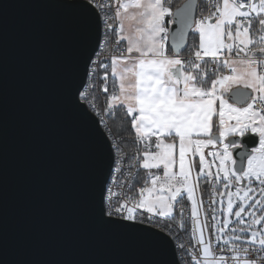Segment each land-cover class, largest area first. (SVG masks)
Wrapping results in <instances>:
<instances>
[{
	"label": "snow or ice",
	"instance_id": "snow-or-ice-1",
	"mask_svg": "<svg viewBox=\"0 0 264 264\" xmlns=\"http://www.w3.org/2000/svg\"><path fill=\"white\" fill-rule=\"evenodd\" d=\"M197 5L186 0L173 11L170 0H109L96 11L90 0H64L72 12L94 15L99 40L114 47L109 63L99 60V44L85 48V77L103 69L102 91L109 94L111 75L105 112L122 108L138 142L125 163L123 138L104 144L107 134L96 128L105 155L111 150L96 219L160 247L170 244L173 259L151 264H264V0H213L200 18ZM190 32L192 46L182 55ZM83 95L82 107L72 92L74 108L98 125L101 113ZM247 134L258 135V146L240 152L238 161L234 151L245 147ZM141 168L137 180L133 173ZM201 184L211 188L206 207ZM186 202L187 244L180 240Z\"/></svg>",
	"mask_w": 264,
	"mask_h": 264
},
{
	"label": "water",
	"instance_id": "water-1",
	"mask_svg": "<svg viewBox=\"0 0 264 264\" xmlns=\"http://www.w3.org/2000/svg\"><path fill=\"white\" fill-rule=\"evenodd\" d=\"M0 5L6 6L0 13V264L171 261L170 244L160 247L96 219V192L111 150L105 155L96 135L101 124L86 122L72 103L74 92L84 106V50L100 44L94 15L72 12L64 0ZM258 140L247 134L234 158Z\"/></svg>",
	"mask_w": 264,
	"mask_h": 264
},
{
	"label": "built area",
	"instance_id": "built-area-1",
	"mask_svg": "<svg viewBox=\"0 0 264 264\" xmlns=\"http://www.w3.org/2000/svg\"><path fill=\"white\" fill-rule=\"evenodd\" d=\"M90 2L93 4V6L95 7V9L97 11H101L99 8H97V4H106L109 3V0H90ZM213 0H198V5H197V10H196V18H200L201 15H206L208 10L210 9V5L212 4ZM103 12H101V17H103ZM115 49L114 47L111 45L110 41H108L107 39L105 40H100V44H99V48L97 50V52L100 54L99 55V60L104 61L105 63H109L108 60V54L109 53H114ZM182 55H185L182 53ZM93 68H95V62H93L92 65ZM99 72L103 73V69H100ZM100 76H97L95 73H93V75L88 76L87 77V84L89 85V87L84 88V90L82 91L81 94L87 93V95L90 98V101L92 103L95 104V102L92 101V96H91V92L93 91V88L96 86L97 82L100 79ZM84 96V95H83ZM84 101V99H82ZM85 102V101H84ZM97 108V107H96ZM98 109V108H97ZM101 116L98 117V119L101 120V126L103 127V129L105 130L107 136L109 137V139L111 140V142L113 144H120V139L114 135V133L112 132L111 128H110V123H109V119L106 115H104L102 112ZM138 143V142H137ZM121 147V144H120ZM136 148H133L132 150L128 151V150H124L121 147V152L124 154V160L125 163H127L128 159L134 155V153L136 152ZM121 152H117L116 156L120 157ZM136 178L138 177L139 172H136L134 170L133 173ZM120 182V177L119 174H117L116 177V183L119 184ZM139 187V184L137 185V188ZM115 190V189H114ZM211 191L210 186L207 185L206 189H202L200 188V186L197 189V192L199 195H202L205 198V207L207 205V198H208V193ZM185 211H184V216H185V230L184 232L180 235V240L184 241L187 244V241L189 239V235H190V230H191V221L189 219L190 217V202H186L185 203ZM175 214V213H174ZM184 259H186V257H184Z\"/></svg>",
	"mask_w": 264,
	"mask_h": 264
},
{
	"label": "trees",
	"instance_id": "trees-1",
	"mask_svg": "<svg viewBox=\"0 0 264 264\" xmlns=\"http://www.w3.org/2000/svg\"><path fill=\"white\" fill-rule=\"evenodd\" d=\"M185 0H170V6L172 7L173 11L176 9L177 6H180ZM189 43L187 48L184 50L188 51V49L192 46L193 41V35L190 34L189 37ZM170 46V45H169ZM103 75V73H102ZM102 75L97 82L96 86L93 88V91L91 92V96L96 99V105H98V108H100L101 111L105 112L106 106H107V96L110 94L111 90V81L112 79L109 78V94H106L102 91L103 85L101 84ZM81 98L84 99L83 94H81ZM106 115L109 118L110 127L112 129V132L114 135H116L120 141L123 138L124 142L121 144L122 149L124 150H132L133 148H138L137 141L134 140V134L132 130L130 129L128 118L126 117L124 111L120 107H116L114 111L111 114H108L105 112ZM215 119V118H214ZM215 122V120H214ZM215 132V127L213 129ZM146 170H143L142 168L139 170V174L137 177V180H142ZM138 185V184H137ZM207 185L201 184L200 188L206 189ZM186 199V198H185Z\"/></svg>",
	"mask_w": 264,
	"mask_h": 264
},
{
	"label": "rangeland",
	"instance_id": "rangeland-1",
	"mask_svg": "<svg viewBox=\"0 0 264 264\" xmlns=\"http://www.w3.org/2000/svg\"><path fill=\"white\" fill-rule=\"evenodd\" d=\"M183 54L186 55V54H187V51L183 52ZM109 78L112 79V77H111L110 74H109ZM110 91H111V90H110ZM91 99H92L93 102H95V105H96V104H97V103H96V99H95L94 97H92ZM230 102H231V101H230ZM96 107L98 108V105H96ZM98 110H99L100 112H102L104 115H106V113H105L104 111H101L100 108H98ZM106 116H107V115H106ZM107 117H108V116H107ZM108 119H109V118H108ZM110 128H111V127H110ZM111 130H112V129H111ZM209 150H210V149H209ZM209 150H206V153H207V151H209ZM196 159L198 160V157H197ZM195 171H198V168L195 169Z\"/></svg>",
	"mask_w": 264,
	"mask_h": 264
},
{
	"label": "crops",
	"instance_id": "crops-1",
	"mask_svg": "<svg viewBox=\"0 0 264 264\" xmlns=\"http://www.w3.org/2000/svg\"><path fill=\"white\" fill-rule=\"evenodd\" d=\"M215 120V119H214ZM215 123V122H214Z\"/></svg>",
	"mask_w": 264,
	"mask_h": 264
},
{
	"label": "bare ground",
	"instance_id": "bare-ground-1",
	"mask_svg": "<svg viewBox=\"0 0 264 264\" xmlns=\"http://www.w3.org/2000/svg\"><path fill=\"white\" fill-rule=\"evenodd\" d=\"M190 40V39H189Z\"/></svg>",
	"mask_w": 264,
	"mask_h": 264
}]
</instances>
